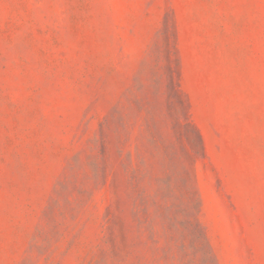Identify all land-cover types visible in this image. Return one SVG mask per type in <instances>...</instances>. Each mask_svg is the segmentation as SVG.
Wrapping results in <instances>:
<instances>
[{
  "label": "rangeland",
  "instance_id": "1",
  "mask_svg": "<svg viewBox=\"0 0 264 264\" xmlns=\"http://www.w3.org/2000/svg\"><path fill=\"white\" fill-rule=\"evenodd\" d=\"M0 264H264V0H0Z\"/></svg>",
  "mask_w": 264,
  "mask_h": 264
}]
</instances>
